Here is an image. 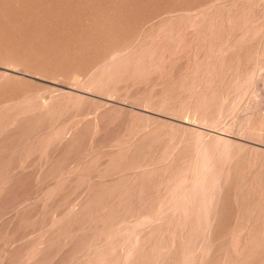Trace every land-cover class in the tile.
<instances>
[{"label":"rangeland","instance_id":"1","mask_svg":"<svg viewBox=\"0 0 264 264\" xmlns=\"http://www.w3.org/2000/svg\"><path fill=\"white\" fill-rule=\"evenodd\" d=\"M0 264H264V0H0Z\"/></svg>","mask_w":264,"mask_h":264}]
</instances>
